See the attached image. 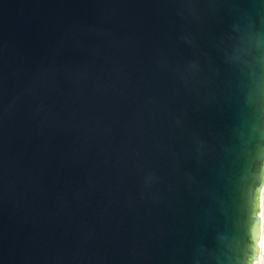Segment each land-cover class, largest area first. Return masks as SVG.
<instances>
[{"label": "water", "instance_id": "1", "mask_svg": "<svg viewBox=\"0 0 264 264\" xmlns=\"http://www.w3.org/2000/svg\"><path fill=\"white\" fill-rule=\"evenodd\" d=\"M264 167V0H0V264H246Z\"/></svg>", "mask_w": 264, "mask_h": 264}, {"label": "clouds", "instance_id": "2", "mask_svg": "<svg viewBox=\"0 0 264 264\" xmlns=\"http://www.w3.org/2000/svg\"><path fill=\"white\" fill-rule=\"evenodd\" d=\"M250 246L251 256L246 264H264V167L252 197Z\"/></svg>", "mask_w": 264, "mask_h": 264}]
</instances>
